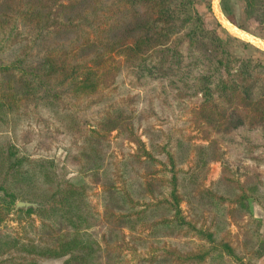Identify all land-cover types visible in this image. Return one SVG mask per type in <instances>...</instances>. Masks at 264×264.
<instances>
[{
  "label": "trees",
  "instance_id": "1",
  "mask_svg": "<svg viewBox=\"0 0 264 264\" xmlns=\"http://www.w3.org/2000/svg\"><path fill=\"white\" fill-rule=\"evenodd\" d=\"M245 14L264 29V0H245ZM19 24L22 39L9 34ZM219 29L194 0H0V264H127L128 238L136 264L264 257L251 208L264 209V62L232 54ZM131 70L189 87L192 78V116L155 114L157 87L135 93ZM239 128L263 139L244 146L252 169L243 180L220 144ZM216 161L221 174L206 187ZM98 186L102 211L91 198ZM21 200L39 206L16 209Z\"/></svg>",
  "mask_w": 264,
  "mask_h": 264
},
{
  "label": "rangeland",
  "instance_id": "2",
  "mask_svg": "<svg viewBox=\"0 0 264 264\" xmlns=\"http://www.w3.org/2000/svg\"><path fill=\"white\" fill-rule=\"evenodd\" d=\"M196 8L198 12L205 17L207 27H214L216 25V20L212 15L211 12V1L212 0H194ZM210 5V9H209ZM224 8L227 14L233 18L237 24H244L248 25L252 32H255L259 35L264 36V29H259L257 26V22L253 19H247L245 14V0H223ZM221 29H219L220 31ZM12 37L22 39L27 36L28 32L23 29V27L19 24L12 28L9 32ZM221 36L225 41H227V49L234 55L244 56V57H251L256 60H262L264 62V54L261 52L259 53L252 47L244 46L241 41L236 40L234 38H230L226 33L223 31L220 32ZM1 40V39H0ZM199 67H196L195 70L192 72L196 73L199 72ZM184 76H188L190 74V69L186 70ZM186 78L188 84L191 86H187L184 83L183 78L180 77H172L164 80H155L149 78L147 76L139 75L136 71L131 70L126 76V84L131 89L134 90L135 93H140L144 97L146 91H148L149 87L154 84L157 87L156 95H153V101H157L156 104L153 102L150 104L149 108L155 113L160 115L163 118H167L173 120L174 116L181 117V118H189L192 116L191 109H187L185 107L186 103L190 104V107L194 108L198 105V98L193 96L192 85L193 81L192 78ZM91 112V110H88ZM189 131L193 134L198 136L197 141H202L200 136L202 135L200 125L195 123H191L189 125ZM141 134V131L139 132ZM117 135V131L112 132L110 138H114ZM143 140L146 141L144 136H142ZM221 149L224 152V161L227 163L237 175L241 176V180L244 179V174L251 171L252 167L245 162L242 157V151L244 146L247 142L253 143H263V139L261 135L257 131H247L244 128H239L236 131L221 136ZM55 139L52 136H46L43 140V144L46 146H53ZM127 143V142H126ZM132 145V144H131ZM56 148V146H55ZM56 150V149H55ZM64 150L62 148H58L56 150L57 156V167L56 172L60 174L62 172V164L64 158ZM223 167L222 161H216L210 164L209 171L207 173V177L204 180V185L209 187L212 182H214L221 174ZM69 177L72 178L76 182L82 181V175L78 172H73L69 174ZM102 191L101 186L95 187L94 190L91 192V198L93 202L97 205L99 211H102L101 208V201H100V193ZM251 208L253 215L256 218H260L263 220L264 227V209L260 207L256 202L251 203ZM34 219L36 220V224L38 225L41 222V216L38 214H33ZM5 222L9 224V226L17 227L18 231L22 229V223L19 224L18 221L14 218L13 215H10L6 218ZM237 224L232 223L230 226V232L235 234L237 232ZM263 233V231H262ZM264 235V233H263ZM124 249V253L127 255V264H136L134 259V251H133V244L129 242V238L126 239V242L122 245ZM140 252V251H139ZM259 259H255V263L257 264ZM63 259L56 260L53 262H49L50 264H62Z\"/></svg>",
  "mask_w": 264,
  "mask_h": 264
},
{
  "label": "water",
  "instance_id": "3",
  "mask_svg": "<svg viewBox=\"0 0 264 264\" xmlns=\"http://www.w3.org/2000/svg\"><path fill=\"white\" fill-rule=\"evenodd\" d=\"M222 1L223 0L211 1V12L216 20V23L219 25V28L222 29L228 36L244 42L256 50L264 53V36L250 30H246L230 20L223 9ZM38 206L39 205L37 203L21 200L16 204V209L30 207L36 209Z\"/></svg>",
  "mask_w": 264,
  "mask_h": 264
},
{
  "label": "crops",
  "instance_id": "4",
  "mask_svg": "<svg viewBox=\"0 0 264 264\" xmlns=\"http://www.w3.org/2000/svg\"><path fill=\"white\" fill-rule=\"evenodd\" d=\"M263 233H264V227L262 229ZM257 264H264V257L260 258L257 262Z\"/></svg>",
  "mask_w": 264,
  "mask_h": 264
}]
</instances>
